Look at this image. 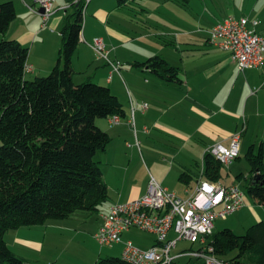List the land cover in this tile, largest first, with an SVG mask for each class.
Masks as SVG:
<instances>
[{
	"label": "crops",
	"instance_id": "crops-1",
	"mask_svg": "<svg viewBox=\"0 0 264 264\" xmlns=\"http://www.w3.org/2000/svg\"><path fill=\"white\" fill-rule=\"evenodd\" d=\"M61 1L44 26L42 15L29 9L35 7L40 11L32 0H0V3L13 2L17 12L16 20L6 35H0V40H16L29 48L27 65L32 67V72L26 74L32 78L48 76L59 63L62 33L67 19L74 13L72 7L62 10L68 4ZM174 2L176 0H131L120 7L117 0H92L87 6L80 43L71 61L73 82L108 87L126 112L119 124H113L111 118L106 119L103 126L97 122L112 138L106 151L98 155L108 186V198L96 212H76L68 219L35 226L34 230H13L12 244L8 241L7 244L27 264H31L29 259L20 255L16 247L41 254L49 228L59 230L61 237L67 232L76 230L78 234L88 229L95 239L103 225V216L117 203L144 196L151 176L172 192L178 185L169 178H175L182 170L181 175L188 173L193 180L195 163L196 166L201 164L199 180L206 151L216 144L228 146L232 136L242 130L240 154L247 146H254L255 153L261 145L264 147V64L258 69L240 72L230 53L209 41L210 29L230 17L247 18L250 28L264 37V0H234V8L228 13L215 5L210 6L209 0H188L183 8ZM168 11L171 15L166 13ZM96 38L106 44L110 60L121 64L119 72L98 59L92 49ZM154 57L176 67L180 81L167 82L150 69L137 65ZM144 104L148 106L146 110ZM132 106L135 127L130 125ZM256 118L261 125L253 124ZM250 134L252 137L247 140ZM148 142L157 143L158 151H166L177 168L170 161L175 168L165 172L168 159L160 162L151 150L145 153L142 146ZM177 146L183 148L182 153L184 148H189L185 161L180 159ZM248 176L236 179L242 182ZM180 177L179 182L185 184ZM191 182L186 184V194L193 189ZM222 185L239 186L236 183ZM173 193L178 196L177 192ZM32 231L38 233V237ZM134 231L139 230L125 233L123 239L127 241L126 237ZM41 232L45 234L43 240L39 238ZM7 235L9 232L5 240ZM154 244L155 239L149 248ZM103 255L99 261L112 258ZM55 263L48 258L36 264Z\"/></svg>",
	"mask_w": 264,
	"mask_h": 264
},
{
	"label": "trees",
	"instance_id": "trees-1",
	"mask_svg": "<svg viewBox=\"0 0 264 264\" xmlns=\"http://www.w3.org/2000/svg\"><path fill=\"white\" fill-rule=\"evenodd\" d=\"M65 1L74 13L62 33L59 63L48 76L26 79L29 48L16 40L0 42V264H27L9 248L8 232L65 220L76 212H96L108 198L97 157L112 138L97 120L124 118L126 112L108 87L74 84L71 61L80 43L84 5ZM130 1L117 3L122 7ZM16 18L13 2L0 3V35H6ZM137 65L167 82L180 81L177 68L160 57ZM247 159L251 164L250 176L245 178L250 180L247 192L260 197L264 206L263 145L257 153L250 147ZM222 168L206 155V180L220 182ZM255 177L260 178L256 183ZM180 180L188 185L192 176L183 173ZM210 244L216 256L231 264H264V220L243 236L225 229ZM99 264L125 263L112 257Z\"/></svg>",
	"mask_w": 264,
	"mask_h": 264
},
{
	"label": "built area",
	"instance_id": "built-area-1",
	"mask_svg": "<svg viewBox=\"0 0 264 264\" xmlns=\"http://www.w3.org/2000/svg\"><path fill=\"white\" fill-rule=\"evenodd\" d=\"M57 0H32L35 6L44 10L42 14L44 26L56 13ZM92 0H74L75 4H83V14ZM68 4L62 10L67 11ZM38 14L35 7L29 8ZM247 18H227L209 31L210 43L230 53L240 72L258 69L264 64V37L250 28ZM256 25V23H254ZM98 59L106 61L115 72L120 71L121 64L112 62L109 50L100 38L92 45ZM32 67L26 66V73ZM148 106L143 105L146 110ZM130 125L135 127L134 108ZM113 124H119L120 118H111ZM147 132V129H145ZM242 133L232 136L228 146L216 144L210 147L205 155L218 160L223 167H229L240 156ZM205 163V160H204ZM205 164L197 185L191 189L186 200L164 188L151 176L147 192L141 198L117 203L111 207L109 214L103 216V225L95 235L101 246L113 244L124 245L122 260L125 264H179L183 256L201 264H231L215 254L210 244L214 236V225L218 220L240 211L247 205L245 192L237 185L223 186L219 182L205 179ZM132 230L149 233L155 236V244L147 249L138 248L132 241H124L125 233ZM171 234L175 237H171ZM180 242L199 244L197 251L179 252L175 255Z\"/></svg>",
	"mask_w": 264,
	"mask_h": 264
},
{
	"label": "rangeland",
	"instance_id": "rangeland-1",
	"mask_svg": "<svg viewBox=\"0 0 264 264\" xmlns=\"http://www.w3.org/2000/svg\"><path fill=\"white\" fill-rule=\"evenodd\" d=\"M233 1L234 0H209V2L207 3L210 6L215 5L216 7H220V9L222 8L226 13H228L234 8L235 4L233 3ZM61 3H62L61 0H57L56 6ZM174 4L180 7L182 6V8L184 6L182 0H179L176 3L174 2ZM166 13H168V15H171L170 11ZM6 40H11V39H6ZM26 76L28 77L27 78L28 80L35 79L32 78L30 74H26ZM259 121L260 119L256 118L255 120H253V124L259 126L261 125V122ZM97 122L102 126L106 125V119H98ZM251 137L252 134L248 135L247 140H249ZM142 147L145 153L146 151L148 153L149 150H151L153 152V155H155V157H158L160 162L162 161L163 158L168 159L167 163L166 164L164 163L165 164L164 166L166 168L165 172L166 170L168 171L170 168L174 167V166L171 167L170 161H172V164L174 163V165L176 166L174 160L171 159V156H169V154L166 151H163L162 149H159V151L157 150L159 148L157 143L148 142V144H145V147L144 145ZM249 147L250 146H247L244 152L241 151V154L239 156L240 158L234 161L229 167L222 168V179L220 181L222 184H226V183L238 184L241 187V189L245 192V194H247V200L249 203L243 209L227 217L226 219L218 220L214 225V231H213L214 235L221 233L225 229H230L236 235L243 236L251 226L255 225L261 220H264V206L261 203V198L256 196H251L247 192L246 187L248 186L250 180L247 182L245 180H243L242 182H238L236 179V177H239L237 175H240L241 173L244 176L250 175L251 164L247 159V153L249 151ZM182 149L183 148L181 146H177V151H179V153L181 154L180 159L185 161L187 159V154L189 153L190 150L189 148H184L185 150L182 153L181 152ZM196 157H200V156H196ZM98 159L99 156L97 157V160ZM199 162L201 163V161ZM189 165L191 166V168L195 166L194 168H192L193 169L192 171L194 173L193 174L194 178L191 182V185L194 188L198 183L197 181H199L197 177L199 176L200 173L199 171L201 168V164H199V166L198 165L196 166L195 163H193L192 166V163L189 162ZM181 172L182 170H180V172L176 175L175 178L170 177L169 181H173L178 185L176 188H172V192L173 191L177 192L179 198L186 200L189 197V194L185 193V190L187 189V185L179 182V177L181 175ZM32 228L33 227H25L22 228V230H34ZM48 230H49L48 232L49 235L45 240L46 241L45 248L41 254L39 253V251H34V250L32 251L23 247H16L15 248L16 251H18V253L22 255L24 258L29 259V262L31 264H36L38 263V261L44 262L48 258L53 260L54 263L56 262L55 264H99V259L101 257H104L103 254H106V256H110V257H121L123 253V245L121 244H113L110 246H101L100 244H98L94 239L93 234L88 229H85L82 233H78V234L75 233L76 230L75 232H70V233L67 232L63 234L62 237L59 233V230L54 228H49ZM43 231H45V229H43ZM13 232L15 231H10L9 235H7L6 237L7 238L6 242L8 241L9 244H12L11 239L14 238L12 234ZM32 233L34 235H37L38 237V233L34 231H32ZM40 237L42 240L45 239L44 232H41L39 234V238ZM171 237H175V236L171 234ZM126 239L127 241L131 240L138 248L142 250H147L154 241L155 236L141 231H134L132 232L131 235L129 234V236H127ZM199 248L200 246L198 243L192 244L189 242H180L177 250H175L173 254L175 255L176 253L179 252L197 251L199 250ZM177 262L179 264H201V261H196L195 259L191 260L189 256H183L180 259H178Z\"/></svg>",
	"mask_w": 264,
	"mask_h": 264
},
{
	"label": "water",
	"instance_id": "water-1",
	"mask_svg": "<svg viewBox=\"0 0 264 264\" xmlns=\"http://www.w3.org/2000/svg\"><path fill=\"white\" fill-rule=\"evenodd\" d=\"M43 13H44V10H43V9H40V11H39V14H41V15H42ZM259 179H260V178H258V177H255L253 182H254V183H256V182H258V181H259Z\"/></svg>",
	"mask_w": 264,
	"mask_h": 264
}]
</instances>
